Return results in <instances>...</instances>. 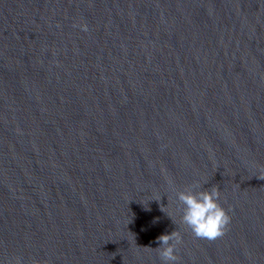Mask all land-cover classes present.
Returning <instances> with one entry per match:
<instances>
[{
	"label": "water",
	"instance_id": "water-1",
	"mask_svg": "<svg viewBox=\"0 0 264 264\" xmlns=\"http://www.w3.org/2000/svg\"><path fill=\"white\" fill-rule=\"evenodd\" d=\"M258 177L264 0H0V264H162L173 230L177 264H264Z\"/></svg>",
	"mask_w": 264,
	"mask_h": 264
},
{
	"label": "clouds",
	"instance_id": "clouds-1",
	"mask_svg": "<svg viewBox=\"0 0 264 264\" xmlns=\"http://www.w3.org/2000/svg\"><path fill=\"white\" fill-rule=\"evenodd\" d=\"M86 31L87 26L82 25ZM264 179V177H258ZM176 199L182 204L181 223L186 225L194 236L204 239H215L221 235L230 221L227 210L220 204V193L216 188L203 191L194 184L176 192ZM172 220V217L169 216ZM182 236L178 231L162 233L156 238L155 249L162 264H177V245ZM149 247V246H148Z\"/></svg>",
	"mask_w": 264,
	"mask_h": 264
}]
</instances>
